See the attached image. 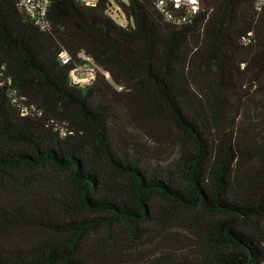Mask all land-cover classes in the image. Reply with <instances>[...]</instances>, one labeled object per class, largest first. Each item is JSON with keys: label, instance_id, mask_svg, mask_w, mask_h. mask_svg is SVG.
I'll use <instances>...</instances> for the list:
<instances>
[{"label": "trees", "instance_id": "obj_1", "mask_svg": "<svg viewBox=\"0 0 264 264\" xmlns=\"http://www.w3.org/2000/svg\"><path fill=\"white\" fill-rule=\"evenodd\" d=\"M48 18L0 0V264H264V9Z\"/></svg>", "mask_w": 264, "mask_h": 264}, {"label": "built area", "instance_id": "obj_2", "mask_svg": "<svg viewBox=\"0 0 264 264\" xmlns=\"http://www.w3.org/2000/svg\"><path fill=\"white\" fill-rule=\"evenodd\" d=\"M19 5L41 28L50 26L48 12L51 0H17ZM87 6H95L99 0H80ZM156 7L163 16L174 23L186 22L190 17L197 14L201 9V0H154ZM254 8L259 14L264 9V0H254ZM247 40V39H245ZM63 61L69 60V54L61 53ZM76 70V69H75ZM73 70V71H75Z\"/></svg>", "mask_w": 264, "mask_h": 264}, {"label": "rangeland", "instance_id": "obj_3", "mask_svg": "<svg viewBox=\"0 0 264 264\" xmlns=\"http://www.w3.org/2000/svg\"><path fill=\"white\" fill-rule=\"evenodd\" d=\"M112 6H113L114 16L118 18L119 22H125L123 15L120 11H118L119 13L116 14V10H119V9L115 5V3H113ZM96 69H97L96 66L92 63L82 65L79 68H77L75 71L71 72L72 79L75 82H79L82 84L89 83L91 80L94 79L95 74H96Z\"/></svg>", "mask_w": 264, "mask_h": 264}]
</instances>
